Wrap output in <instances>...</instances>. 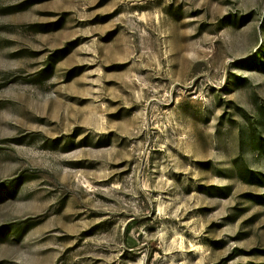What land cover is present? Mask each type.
I'll use <instances>...</instances> for the list:
<instances>
[{
  "label": "rangeland",
  "instance_id": "obj_1",
  "mask_svg": "<svg viewBox=\"0 0 264 264\" xmlns=\"http://www.w3.org/2000/svg\"><path fill=\"white\" fill-rule=\"evenodd\" d=\"M0 264H264V0H0Z\"/></svg>",
  "mask_w": 264,
  "mask_h": 264
}]
</instances>
